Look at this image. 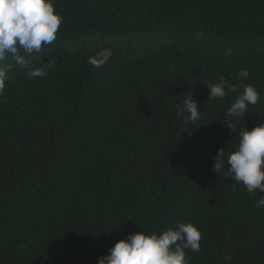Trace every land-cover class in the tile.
I'll return each mask as SVG.
<instances>
[{
	"label": "trees",
	"instance_id": "obj_1",
	"mask_svg": "<svg viewBox=\"0 0 264 264\" xmlns=\"http://www.w3.org/2000/svg\"><path fill=\"white\" fill-rule=\"evenodd\" d=\"M57 39L11 57L0 97V264H98L130 233H202L188 264H264V208L214 172L244 124H264V0H54ZM110 48L101 68L88 57ZM232 54L227 55V50ZM57 57L55 67L48 66ZM47 76L30 78L29 69ZM246 69V79L238 77ZM224 77L236 91L209 99ZM253 85L258 102L224 125ZM200 118L183 132L177 104Z\"/></svg>",
	"mask_w": 264,
	"mask_h": 264
},
{
	"label": "clouds",
	"instance_id": "obj_2",
	"mask_svg": "<svg viewBox=\"0 0 264 264\" xmlns=\"http://www.w3.org/2000/svg\"><path fill=\"white\" fill-rule=\"evenodd\" d=\"M64 23L62 15L55 10L54 0H0V97L4 96L7 73L12 65L4 64L9 57L22 68H28L23 52L31 55L39 53L42 46L51 45L57 39L60 26ZM232 54V49L227 50ZM110 48H103L94 56L88 57V63L95 68L103 67L112 57ZM57 57L50 56L48 66L55 67ZM30 78H43L47 72L43 68L29 69ZM249 72L242 69L238 77L246 79ZM243 91L226 110L223 123L230 131L235 129L234 121L248 112L249 105L258 102L259 93L251 84L243 85ZM209 99L224 98L227 91L235 92L236 86L229 84L224 77L207 86ZM178 114L186 117L184 131L191 134L187 127L190 122L200 118L198 103L192 95L177 104ZM214 172L228 166L225 177L242 183L249 195L257 191L264 193V124L247 130L243 124L239 133V143L234 151L221 148L213 157ZM264 208V197L254 204ZM202 233L193 223L177 222L162 234L146 231L130 233L126 239L118 240L107 253L98 259V264H188L185 250L200 251Z\"/></svg>",
	"mask_w": 264,
	"mask_h": 264
}]
</instances>
